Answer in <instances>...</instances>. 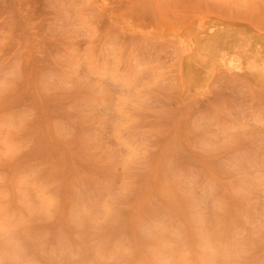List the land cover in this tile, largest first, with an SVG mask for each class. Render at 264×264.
I'll return each instance as SVG.
<instances>
[{"label": "rangeland", "instance_id": "374dc122", "mask_svg": "<svg viewBox=\"0 0 264 264\" xmlns=\"http://www.w3.org/2000/svg\"><path fill=\"white\" fill-rule=\"evenodd\" d=\"M261 62L264 0H0V264H264Z\"/></svg>", "mask_w": 264, "mask_h": 264}, {"label": "bare ground", "instance_id": "6f19581e", "mask_svg": "<svg viewBox=\"0 0 264 264\" xmlns=\"http://www.w3.org/2000/svg\"><path fill=\"white\" fill-rule=\"evenodd\" d=\"M217 55V54H216ZM215 55V56H216ZM255 55V54H254ZM253 55V56H254ZM231 57V56H230ZM229 59V58H228ZM231 60V59H230ZM225 61V60H224ZM233 61H236V59H234ZM262 61V60H261ZM239 63H241V62H239ZM229 64V63H228ZM255 64V63H254ZM254 64H252L251 63V65H249L248 67H249V69H250V71L252 70V71H254L256 68H255V66H254ZM240 65V64H239ZM259 65V63L257 64V66ZM261 66H259L258 67V70L256 71V73H257V76H258V78L260 77V76H262V74H264V63H262L261 62V64H260ZM226 67V66H225ZM239 67V66H238ZM234 68V67H233ZM230 69V68H229ZM252 75V74H251ZM262 91V90H261Z\"/></svg>", "mask_w": 264, "mask_h": 264}]
</instances>
